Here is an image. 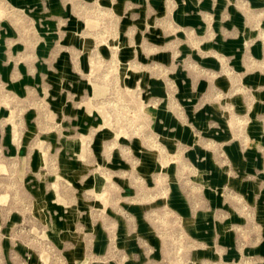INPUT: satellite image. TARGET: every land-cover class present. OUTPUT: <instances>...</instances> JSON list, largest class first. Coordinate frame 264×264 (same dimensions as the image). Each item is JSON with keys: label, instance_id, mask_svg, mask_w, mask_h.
Here are the masks:
<instances>
[{"label": "rangeland", "instance_id": "obj_1", "mask_svg": "<svg viewBox=\"0 0 264 264\" xmlns=\"http://www.w3.org/2000/svg\"><path fill=\"white\" fill-rule=\"evenodd\" d=\"M0 264H264V0H0Z\"/></svg>", "mask_w": 264, "mask_h": 264}]
</instances>
